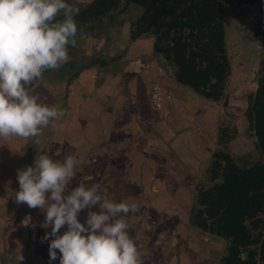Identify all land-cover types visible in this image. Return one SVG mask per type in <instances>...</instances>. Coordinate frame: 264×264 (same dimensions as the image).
I'll return each mask as SVG.
<instances>
[{
  "label": "crops",
  "instance_id": "obj_1",
  "mask_svg": "<svg viewBox=\"0 0 264 264\" xmlns=\"http://www.w3.org/2000/svg\"><path fill=\"white\" fill-rule=\"evenodd\" d=\"M81 1L87 4L92 0ZM125 4L121 14L117 10L116 14L110 16L112 18L109 22L107 20V27L103 31L95 34L87 32L86 36L80 28L77 40L84 38L81 41L84 43L76 46L82 47V56L70 54L68 59L70 71L67 74L72 73L74 82L69 86L70 98H66L65 102L67 113L64 111L53 123L55 127L61 126L56 128L58 140L62 142L60 149L57 148L59 154L64 157L72 154L79 162L85 160L83 165L87 164L88 168V172L83 171L81 174L77 171L68 190L79 183L86 186L95 183L101 186L100 191L105 198L136 203L138 211L130 212L127 217L129 233L131 237L134 236L142 259L146 261L153 247L156 256L159 251L164 253L169 250L170 239L163 240L164 234L173 236L176 227L180 231L182 223L190 221L192 206L197 203L191 189L196 174H191L200 175V169L204 166L201 160L210 159L216 151L217 143L212 142L211 137H219L214 126L223 111L215 105H220L223 97L219 100L206 98L189 85L178 82L174 64L162 54L155 53L153 35L143 34L132 39L131 28L142 15L143 7L134 3ZM87 57L90 62L79 66L78 61L83 63L82 59ZM114 62L121 65L120 69L114 71L110 65ZM102 70L105 75L97 83ZM43 74L47 75L45 72ZM160 82L165 83L166 89L172 94L170 104L168 92L163 88L154 103L150 98L152 88L161 86ZM54 90L42 94L44 97L48 94L49 97ZM51 100L45 103L57 104L56 99ZM242 119L249 123L247 116L244 115ZM190 121L199 128L194 136L204 138L205 142L198 139L195 140L197 144L189 142L192 132H185L187 129L184 125H190ZM203 127L211 135L208 140ZM25 139L0 137V152L5 155V160H0V198L5 197L0 200V204L15 199L14 195H3L6 193L4 189L9 187V176L16 173L17 153L10 146L24 143ZM208 141L213 143L212 147H207ZM7 142L11 143L8 149L1 146ZM18 144L14 147L18 148ZM91 210L98 211V205H93ZM88 211L82 209L79 212L78 219L81 222ZM43 219L44 215L41 221ZM151 220L160 226L154 243L152 240L150 242L152 236L147 233ZM15 225L21 228L20 238L23 239L24 234L28 236L27 239L30 238V225ZM189 226H185L188 232L197 234L196 229H190ZM66 227L62 226L59 232L65 231ZM41 230L43 234L50 232L51 226L47 229L41 227ZM4 232V224L0 221L1 241ZM143 237H147L148 241ZM10 248L14 249V246ZM172 253L171 263L168 264H176L178 259L176 253Z\"/></svg>",
  "mask_w": 264,
  "mask_h": 264
},
{
  "label": "clouds",
  "instance_id": "obj_2",
  "mask_svg": "<svg viewBox=\"0 0 264 264\" xmlns=\"http://www.w3.org/2000/svg\"><path fill=\"white\" fill-rule=\"evenodd\" d=\"M79 12L68 0H0V137H38L64 114L63 108L42 102L28 85L68 61L69 45L77 43ZM78 166L72 154L63 159L41 154L17 170L16 203L40 208V226H51L43 236L49 260L59 250V264H144L127 219L138 205L105 198L95 183H79L69 191ZM93 205L99 210H91ZM82 209H89L83 222L78 219Z\"/></svg>",
  "mask_w": 264,
  "mask_h": 264
},
{
  "label": "rangeland",
  "instance_id": "obj_3",
  "mask_svg": "<svg viewBox=\"0 0 264 264\" xmlns=\"http://www.w3.org/2000/svg\"><path fill=\"white\" fill-rule=\"evenodd\" d=\"M68 2L79 7L80 10L84 9L87 5L81 0H68ZM222 2L223 19L226 33V45L231 65V72L228 77L226 91L223 95L221 103L220 105H215L218 110L222 108L223 111L222 116L217 120V123L214 126L216 135H218L219 137L216 139H214V137L212 139L211 137V140L212 142L216 141V150L222 149L228 151L231 154L232 158L241 167H246L255 162H264V157L257 149V138L254 132L252 131L249 123L247 121L244 122L242 119L244 115L246 116L248 97L250 94L255 93L258 87V80L260 76L264 74V44L262 42V36L258 34L259 31L263 30L262 14L264 12V0H222ZM124 4L125 0H121L117 9H113L111 12L109 11L110 13H107L104 16L92 18L91 20L80 24L81 32L83 31L82 33L87 36L89 32L95 34L103 31L107 27V20L109 22L112 18L110 16L116 14V11L121 9ZM83 39H78L76 44L80 46V43H84L81 42L84 41ZM167 43L168 40L165 39L161 44L166 45ZM78 46L69 45V55L78 54L82 56L81 52L83 49L82 47ZM82 60L83 63L78 61V63L80 64L79 66L86 65L88 64V62H90V59H88V57ZM68 62L69 61H67L58 69H49L47 72H45V74L47 75L43 74L40 78L34 80L30 85H28L29 89L34 94H36L42 102L45 103L48 100L51 102V98L56 99L57 104L53 106L63 108L66 113L67 107H65V102L66 98L67 100L70 98L69 92L71 91V89H69V86H71V83L74 82V79L71 78L72 73L67 74L70 71L68 69ZM92 62L94 61L92 60ZM119 63L114 62L113 64H110L112 68H114V71L120 69L121 65H119ZM104 75V71L102 70V72L97 77V83L102 80ZM160 84L161 86L152 88L153 91L150 95L152 101V96H154L156 93L157 95L161 94V88H163V90L166 89L165 83L160 82ZM53 89L56 90L50 93L49 97L48 94L45 97L44 94H42V92H47L48 90L51 91ZM165 91L168 92L167 97L170 104V102L172 101V94L167 89ZM60 104H62V106H60ZM225 104L229 105L226 106ZM189 124L190 125H184V128L187 129H185V132H192V137L189 136L191 140L187 135V139H189V142L197 144V142L195 141L196 139L200 140L201 142H205L204 138L200 136L196 138V136H194L199 129L198 127H196V124L193 121H190ZM57 127L61 126L55 127L54 123H51L49 126L43 128L41 134L38 137L26 138L23 141L24 143H15L18 144V148L14 147L15 144H13V146H10L11 143L8 142L7 143L9 145L7 143L1 145L4 146V148H7L8 146H10L11 149L15 148V153H17V161L15 162L16 166L14 168V171L16 170V173L14 174V176H9V187L4 189L3 192L6 193L3 195H14L15 197V191L19 187L17 180V170L22 169L27 165L33 164L35 157H39V155L41 154H47L54 159L64 158L63 155L59 154L58 150L60 149L62 142L58 140L59 137H57ZM203 130L205 131L204 127ZM47 133L50 134L51 138H49ZM206 134H208L206 137V140H208L210 138L209 136L211 135L207 132ZM15 138L20 139L23 137L15 136ZM212 144L213 143H210V141L206 143L207 147H212ZM0 160H5V155L1 154V152ZM213 160L214 156H210V159L208 158L206 161L201 160L202 163L204 162V166L200 169V175L191 172V176H194L196 174V179L194 178V184H192L191 189L193 193L192 196L193 198L197 199V203L195 206H192L190 221L186 220L188 223H182V229L180 231L176 227L173 236L172 234L168 233L164 234L163 240L167 238V240L169 241L170 239L169 250L164 253H162V251H159L160 253L156 256L153 247L152 251H150V253H152H149V255L147 256L148 259H146V261H143L144 264L171 263L170 260L173 255L172 252H175L178 257L177 261H175L176 264H185V262L186 264L223 263L224 257L228 254L231 240L225 239L224 237H221L216 233H212L209 230H204L203 228L194 224V222L192 221L195 212L201 207V204L198 201V191L214 183L211 178V173H209ZM84 163L85 160L79 162L78 172H80V174L83 171L88 172L87 164L83 165ZM218 179L220 181L222 178ZM217 180H215V182ZM91 185L92 184L89 183L87 184V186ZM155 191H157L156 188ZM3 198H0V200ZM0 205V221H2V223L4 224L5 231L4 236L1 237L2 241L0 240V264H59V250H57V258L55 260H49L48 240L43 239L44 234L40 226L41 216L44 215V212L38 207H28L26 203L18 204L16 203L15 199L11 202H5L4 204ZM16 223L20 225L25 224V226L30 225L29 231L31 236L29 239H27L28 236L26 234L22 235L23 239L19 237V230L21 228L19 229L15 225ZM246 223L250 228L251 233L255 236L260 233L264 234V209L258 213L257 217L247 220ZM184 224L185 226L189 224L190 229L195 228L197 234L188 232ZM148 227L150 231H148L147 233H150L152 236V238H150V242L152 240V242L154 243L156 241L155 238L157 237V229H160V226L159 224L156 226V224H154V221L151 220V224ZM132 238H134V236ZM143 238L146 239L147 237ZM49 239H51V237H49ZM147 241L148 240L146 239V242ZM11 246H14V249L10 248ZM145 248L148 249V247ZM258 250L259 245L242 247V258L247 260L248 258H250L249 252L253 251L255 253L254 260H257L256 264H264V261L259 259V255L257 253ZM195 253H198V255L195 256ZM20 255L23 256V259L19 261Z\"/></svg>",
  "mask_w": 264,
  "mask_h": 264
},
{
  "label": "trees",
  "instance_id": "obj_4",
  "mask_svg": "<svg viewBox=\"0 0 264 264\" xmlns=\"http://www.w3.org/2000/svg\"><path fill=\"white\" fill-rule=\"evenodd\" d=\"M120 2H88L75 17L78 33L80 24L117 9ZM125 3V6L134 3L143 7L142 15L131 28L132 39L143 34L153 35L155 53L174 64L178 82L189 85L206 98L223 97L231 65L222 0H125ZM122 8L118 14L123 12ZM262 18L263 30L258 34L264 44V12ZM165 39L168 43L162 45ZM257 84L255 93L248 97L246 116L257 138V149L264 157V74ZM213 156L211 178L222 179L199 190L201 207L192 221L204 230L231 240L222 264H256L253 251L249 252L247 260L241 255L242 247L250 245H259L257 253L264 261V234L255 236L246 223L264 209V162L241 167L222 149L214 151Z\"/></svg>",
  "mask_w": 264,
  "mask_h": 264
},
{
  "label": "built area",
  "instance_id": "obj_5",
  "mask_svg": "<svg viewBox=\"0 0 264 264\" xmlns=\"http://www.w3.org/2000/svg\"><path fill=\"white\" fill-rule=\"evenodd\" d=\"M157 95V93L154 95V96H152V98H153V101L155 100V98L157 97L156 96ZM158 105V104H157Z\"/></svg>",
  "mask_w": 264,
  "mask_h": 264
}]
</instances>
